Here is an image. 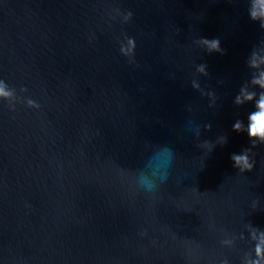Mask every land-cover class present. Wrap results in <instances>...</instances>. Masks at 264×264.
<instances>
[{
  "label": "water",
  "instance_id": "1",
  "mask_svg": "<svg viewBox=\"0 0 264 264\" xmlns=\"http://www.w3.org/2000/svg\"><path fill=\"white\" fill-rule=\"evenodd\" d=\"M249 4L0 0V79L41 105H0V264H238L222 232L264 230V146L245 176L231 160L251 146L232 124L252 106L233 101L264 44ZM126 36L133 62L120 52ZM220 135L227 144L200 147ZM164 146L170 180L138 190L133 174L151 177Z\"/></svg>",
  "mask_w": 264,
  "mask_h": 264
},
{
  "label": "clouds",
  "instance_id": "2",
  "mask_svg": "<svg viewBox=\"0 0 264 264\" xmlns=\"http://www.w3.org/2000/svg\"><path fill=\"white\" fill-rule=\"evenodd\" d=\"M120 14V13H118ZM124 23L132 20V12L121 14ZM250 20L257 23L261 29H264V0H250L248 8ZM196 43L207 53H224L221 47V41L218 38L208 39L201 37ZM120 52L127 57L130 62L134 61L136 55V41L132 37H125L120 43ZM247 67L251 70V78L246 81L234 98V104L237 107L251 105V110L245 119H237L232 124V131L243 133L247 136L250 147L243 148L239 153H233L231 160L233 167L238 170L240 176H245L254 170L256 162L253 159V148L264 146V44L254 47L246 60ZM197 73L208 76L207 64H200L196 67ZM193 87L200 90L199 83L194 80ZM28 89L20 88L17 90L6 79H0V105L6 106L10 111H15L17 105H24L29 109L39 110L41 105L34 99L27 96ZM215 102V93H206ZM206 130H211L212 125H204ZM228 143L227 135H220L213 141L205 140L200 147L207 152L212 151L216 145H225ZM156 159L158 164L151 177L144 175L140 169L133 174V180L138 190L147 194H154L161 185L167 183L171 178V169L175 160V153L172 147L164 146L162 151L158 150ZM139 177V183L136 178ZM222 249L231 250L237 253L238 264H264V230L254 227L247 223L244 230L236 233L222 232L220 240ZM243 245L244 248H238ZM219 264H233L228 256H223Z\"/></svg>",
  "mask_w": 264,
  "mask_h": 264
}]
</instances>
